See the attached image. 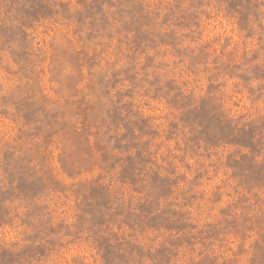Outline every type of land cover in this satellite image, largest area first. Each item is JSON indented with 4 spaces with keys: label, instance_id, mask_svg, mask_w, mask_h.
Masks as SVG:
<instances>
[{
    "label": "rangeland",
    "instance_id": "374dc122",
    "mask_svg": "<svg viewBox=\"0 0 264 264\" xmlns=\"http://www.w3.org/2000/svg\"><path fill=\"white\" fill-rule=\"evenodd\" d=\"M0 264H264V0H0Z\"/></svg>",
    "mask_w": 264,
    "mask_h": 264
}]
</instances>
